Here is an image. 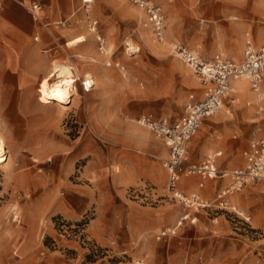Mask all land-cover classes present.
<instances>
[{
  "label": "rangeland",
  "instance_id": "374dc122",
  "mask_svg": "<svg viewBox=\"0 0 264 264\" xmlns=\"http://www.w3.org/2000/svg\"><path fill=\"white\" fill-rule=\"evenodd\" d=\"M43 1L50 8V0ZM153 1L166 13L168 43L157 38L147 14L131 0H96L90 9L82 8L81 0H59L69 8V21L46 24L43 33L24 19L23 29L31 34L28 52L38 46L29 58L41 75L24 89L0 90V132L21 134L30 123L39 150L9 139L10 160L0 165V264H137L139 259L144 264H264V180L231 196L239 212L251 216L250 224L239 214L202 210L196 223L157 239L185 209L167 189L169 148L137 121L144 114L177 119L187 103L204 96V84L173 51L175 45L206 60L221 54L236 63L244 60L249 39L262 45L264 0ZM93 16L107 55L89 29ZM77 23L82 27L74 36L49 33L53 26ZM59 62L79 77L80 93H73L66 108L44 105L38 92L43 76ZM87 74L95 80L90 91L82 85ZM246 89L237 103L227 100L203 121L188 161L204 159L194 154L205 138L209 146L220 142L208 153L223 150L228 169L243 164V151L264 137V111L258 112L248 82ZM244 109L253 116L243 117ZM210 118L220 119L214 135L204 123ZM227 126L234 130L233 142L222 133ZM220 180H208L209 197Z\"/></svg>",
  "mask_w": 264,
  "mask_h": 264
},
{
  "label": "built area",
  "instance_id": "2783aa9c",
  "mask_svg": "<svg viewBox=\"0 0 264 264\" xmlns=\"http://www.w3.org/2000/svg\"><path fill=\"white\" fill-rule=\"evenodd\" d=\"M4 0H0L2 2ZM96 0H81L85 9H90ZM144 13L147 14V22L155 31L157 38L161 41L165 38L166 13L162 7L153 0H131ZM19 3L29 10L36 21L42 19L41 11L44 9L43 0H19ZM99 21L94 20L90 25L91 31L97 33L99 49L108 54L105 45V38L98 29ZM174 52L180 59L189 66L200 83H203L206 90L203 99L191 100L185 106L184 114L177 118L155 117L153 114L141 115L137 121L151 130L156 137L166 141L169 146V157L165 160L164 166L169 174L167 189L172 197L180 203L184 213L176 224L163 229L157 234L161 240L170 235L178 233V230L187 222L196 223L197 213L206 210L216 212H231L242 215L247 224L251 223V216L240 213L238 208L232 204L231 196L240 192L247 184H256L264 180V137H256L252 140L250 149L247 152L246 164L231 171L219 170L215 163V156L211 155L201 163H189V143L199 132L203 121L216 115L223 109L225 99L232 97L236 91L231 80L246 77L251 84V89L256 99L261 102L264 98V43L254 46L252 41H247L245 58L241 62H234L223 55H217L213 60H206L198 52L186 46L175 45ZM110 64V61L108 62ZM120 66V63H116ZM86 91L92 86L84 82ZM217 155H220L217 154ZM198 175L201 177L199 187L205 186L207 179L222 178L228 176L231 183L217 192L214 198L204 197L198 191L184 192L179 185L183 178ZM137 264H142L137 261ZM182 264H187L183 262Z\"/></svg>",
  "mask_w": 264,
  "mask_h": 264
},
{
  "label": "crops",
  "instance_id": "0c3cea01",
  "mask_svg": "<svg viewBox=\"0 0 264 264\" xmlns=\"http://www.w3.org/2000/svg\"><path fill=\"white\" fill-rule=\"evenodd\" d=\"M4 2H5V0L0 2V5H2V7H0V90H4V89H8V88L24 89V87H26V86H31L33 84L32 81H36L39 78V76L41 75L40 72L38 71V69L33 66L34 65L33 59L29 58V57H32V55L34 56L35 53L37 54L36 51H37L38 46L37 45H34L33 47L29 46V52H28V48H27L28 44L27 43H28L29 35H31V34H28L23 29L24 19H26L29 22V24L32 25V27H33V21H34L35 27L39 28V30H38L39 33H40V30L43 33L44 29L42 26H47L51 22L58 23V24H60L59 21H62V20H65L68 22L69 18H70V17H67L68 16L67 14L69 13V8L66 5L61 7V2H59V0H50V8H48V3L45 4V8L41 11L42 19L39 22V21L35 20L34 16H32V14L29 12V10H27L26 7H24L23 5H21L19 3V0H7L5 3ZM3 3H4V5H3ZM82 8H83V6H82ZM58 18H60V19H58ZM47 19L49 20L48 22L45 21ZM94 20H98V19L94 16H93V18H91V22L89 24L90 31H91L90 25L92 24V22ZM81 27H82V24H80V23H77L76 26H74V27L72 25H69V26L58 25L57 27L56 26L51 27L49 29V33H51V31L53 33L60 32L63 35H65L66 37L67 36L71 37V36L76 35V31H79ZM91 32H93V31H91ZM37 39H39V38H37ZM26 44H27V46H26ZM231 83L235 89V80H233V81L231 80ZM248 83H249V81H248ZM263 87H264V85H263ZM249 88L251 89L250 83H249ZM227 100H230L233 103H237L236 93L232 97L226 98L224 100L225 101L224 105H226ZM250 105H251V103L248 104V106H250ZM257 105H258L257 106L258 112L259 113L263 112L264 111V98H263V101H261V102H259L257 100ZM230 112H232V111H230ZM241 114L243 117H252L253 116V112L251 109H244V110H242ZM220 116H222V113L219 115V117ZM29 118L30 117L26 116V120L30 122ZM219 120L220 119H218V118H210V120H208V121L206 120L204 122L207 126H211V131L213 132L212 133L213 135L216 132H219V130H220L219 128L221 125L219 123H216V122H219ZM2 124H3V122H0V127L2 126ZM27 126L28 127H27L26 131L24 133H21V134H10L8 132L5 133L3 131L0 132V134L7 141L8 147H9V144H8L9 139L11 141V139L14 138L15 140L18 139V140L22 141L23 144L31 145L35 150H39L38 148H35L36 144H38V142H39V139L36 137V132H34L33 129L30 127V123H27ZM222 133L224 134V136H226V138L228 140H231L233 142V139H232V135L234 133L233 128L228 127V126L224 127ZM191 141H190V143H191ZM198 142H199V140H198ZM251 142H250L248 148H246L243 151V154H244L243 164H240L239 166H237L236 168H233V169H228V166H230L229 165L230 162H228L227 165L223 164V160H222V158L224 156L223 150L217 151L215 153H208V151L211 148H213L217 144H220V142L209 146L208 142L204 138V140L198 144L199 147L197 148V152L194 155H195V158H198L199 160L202 158L206 159L208 156L214 155L216 157L215 163H216V166L218 167L219 170L231 171V170L238 169L241 166L246 164L247 152L250 149ZM165 143H166V141H165ZM190 143H189L188 154H189V150H190ZM166 145L169 148L167 143H166ZM219 153H220V155H217ZM168 155H169V151H168ZM204 159L200 160V161H188L189 160V155H188L187 161L189 163H201L204 161ZM159 174H160V172H159ZM226 178L229 179L228 180L229 183H225ZM168 179H169V174H168ZM215 179H221L220 183H219L218 191L223 189V187L229 185L232 181V179L228 176H225L222 178H215ZM201 180H202L201 177L198 175L187 176V177L182 179L179 187L182 191H184L186 193L190 192V191H198L204 197L211 198L208 196L205 189L207 187L208 180L211 181L213 179H207L205 181V186L203 188L199 187V182ZM198 219H199V216H198ZM137 227H139V226H137ZM139 232H140V229L137 230V234ZM19 251H20V248L17 247V249L15 250L14 253L20 257ZM135 252L137 255L142 253L141 250H135ZM138 261H141L142 264H144L143 259H139Z\"/></svg>",
  "mask_w": 264,
  "mask_h": 264
},
{
  "label": "bare ground",
  "instance_id": "6f19581e",
  "mask_svg": "<svg viewBox=\"0 0 264 264\" xmlns=\"http://www.w3.org/2000/svg\"><path fill=\"white\" fill-rule=\"evenodd\" d=\"M163 41H165V43H168V39L166 37L161 42ZM89 47H92V50L94 49L93 44L89 43ZM87 58L90 57L88 56ZM75 74L76 73H74L73 69L70 68L68 65L60 62L59 64H55L48 72V74L43 76L42 80L40 81V84L38 85L39 87L38 92L40 94V99L42 100L43 104L48 106L50 103H56L58 104V106L61 105L63 108H66L67 105H65L64 103L71 102L73 93L75 94L80 93V88L78 85L79 77L78 75ZM234 80H235L234 90L236 91L237 96L244 95L245 92L247 91L246 88H247L248 79L246 77H240ZM84 82L88 83L90 86L93 87L95 80H93L90 74H87V76L83 80L82 83L83 86H84ZM90 90L91 88L88 91ZM9 158H10V149L7 145V141L0 134V165L8 164L10 160Z\"/></svg>",
  "mask_w": 264,
  "mask_h": 264
}]
</instances>
